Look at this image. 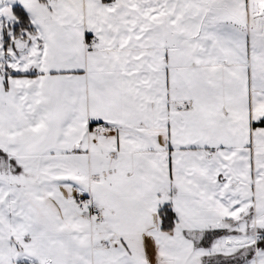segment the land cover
<instances>
[{"label":"snow or ice","instance_id":"snow-or-ice-1","mask_svg":"<svg viewBox=\"0 0 264 264\" xmlns=\"http://www.w3.org/2000/svg\"><path fill=\"white\" fill-rule=\"evenodd\" d=\"M0 264H264V0H0Z\"/></svg>","mask_w":264,"mask_h":264}]
</instances>
